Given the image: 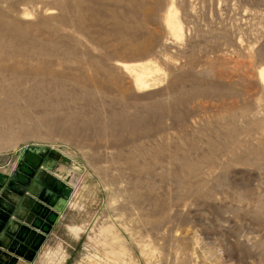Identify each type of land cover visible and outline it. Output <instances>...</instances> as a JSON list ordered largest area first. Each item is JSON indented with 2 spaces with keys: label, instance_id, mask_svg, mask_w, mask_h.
Listing matches in <instances>:
<instances>
[{
  "label": "rangeland",
  "instance_id": "1",
  "mask_svg": "<svg viewBox=\"0 0 264 264\" xmlns=\"http://www.w3.org/2000/svg\"><path fill=\"white\" fill-rule=\"evenodd\" d=\"M0 47L1 228L54 216L4 262L264 264V0H0Z\"/></svg>",
  "mask_w": 264,
  "mask_h": 264
},
{
  "label": "crops",
  "instance_id": "2",
  "mask_svg": "<svg viewBox=\"0 0 264 264\" xmlns=\"http://www.w3.org/2000/svg\"><path fill=\"white\" fill-rule=\"evenodd\" d=\"M2 209L3 208L0 207V264H10V263L14 264V263H16L14 258L13 259L10 258L11 260H9V262L8 261L4 262V258L6 257L4 255L6 254V252H5L6 250L4 251L3 249H5L6 247H7L6 248L7 250H8V248L15 250V252H17L23 258H28L32 255L36 256V255H34V252H35L34 248L35 247L32 248L31 244H35L36 242L39 243L41 241L42 237H44V235H46V237L48 236V229H49V226L51 224V221L54 218L53 214H50L48 210H46L44 212L38 211L37 213H29V212H27V210L22 209L19 212L20 218L28 219L30 221V223L34 225V227H36L40 230L34 229V231H32V229L30 227H22L24 234L23 235L18 234V235H21L19 238H13L12 239V238L6 236L7 233L4 232L5 231V230H3L4 228H1L3 225L5 227V222L7 221V217H8V215H6L5 211ZM40 213H41V216H40ZM4 218H6V219H4ZM17 229H18L17 225H15V226H13V229L12 230L9 229V231L15 233L17 231ZM9 235H10V233H9ZM38 243H36L35 245L37 246ZM36 254H37V251H36ZM6 260H8V259H6Z\"/></svg>",
  "mask_w": 264,
  "mask_h": 264
},
{
  "label": "bare ground",
  "instance_id": "3",
  "mask_svg": "<svg viewBox=\"0 0 264 264\" xmlns=\"http://www.w3.org/2000/svg\"><path fill=\"white\" fill-rule=\"evenodd\" d=\"M166 22H167V26L173 31L172 33L175 32L177 34V36L179 37L180 36L181 27H180V24H179V22H178V20L176 18V14L173 11V9L169 11V14H168V17L166 19ZM124 67L126 68V70H129V71H131L133 73V75H134V82H135V85L137 86V88L141 89V88L147 87V83H148L147 80H148L149 77H152V73H153L152 68H150L149 65H145V64H141L140 63L139 65H135V66L124 65ZM259 73H260L261 78H264V69H261L259 71ZM13 94H14V92H13ZM4 99H3V101H4ZM36 165H38V164H36Z\"/></svg>",
  "mask_w": 264,
  "mask_h": 264
}]
</instances>
